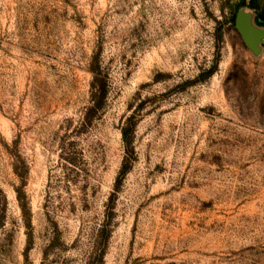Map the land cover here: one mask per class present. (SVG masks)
Here are the masks:
<instances>
[{
	"label": "rangeland",
	"instance_id": "1",
	"mask_svg": "<svg viewBox=\"0 0 264 264\" xmlns=\"http://www.w3.org/2000/svg\"><path fill=\"white\" fill-rule=\"evenodd\" d=\"M0 264H264V0H0Z\"/></svg>",
	"mask_w": 264,
	"mask_h": 264
},
{
	"label": "water",
	"instance_id": "2",
	"mask_svg": "<svg viewBox=\"0 0 264 264\" xmlns=\"http://www.w3.org/2000/svg\"><path fill=\"white\" fill-rule=\"evenodd\" d=\"M235 26L241 32L246 31L245 19H244V16L240 13L236 17Z\"/></svg>",
	"mask_w": 264,
	"mask_h": 264
},
{
	"label": "trees",
	"instance_id": "3",
	"mask_svg": "<svg viewBox=\"0 0 264 264\" xmlns=\"http://www.w3.org/2000/svg\"><path fill=\"white\" fill-rule=\"evenodd\" d=\"M101 92H102V90H101ZM123 135H124V137L126 136L125 133Z\"/></svg>",
	"mask_w": 264,
	"mask_h": 264
}]
</instances>
